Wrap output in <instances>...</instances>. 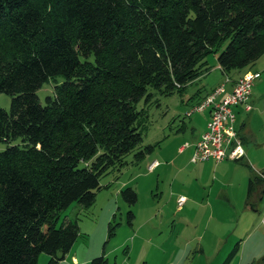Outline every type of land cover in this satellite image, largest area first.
I'll use <instances>...</instances> for the list:
<instances>
[{
	"label": "trees",
	"instance_id": "obj_1",
	"mask_svg": "<svg viewBox=\"0 0 264 264\" xmlns=\"http://www.w3.org/2000/svg\"><path fill=\"white\" fill-rule=\"evenodd\" d=\"M214 52L226 76L251 70L264 54V0H0V93L10 96L0 106V264H37L42 252L61 264L79 226L58 224L60 213L91 205L101 178L139 148L137 103L150 90L183 92ZM263 193L264 172L248 182L252 210ZM120 195L137 201L132 187Z\"/></svg>",
	"mask_w": 264,
	"mask_h": 264
},
{
	"label": "rangeland",
	"instance_id": "obj_2",
	"mask_svg": "<svg viewBox=\"0 0 264 264\" xmlns=\"http://www.w3.org/2000/svg\"><path fill=\"white\" fill-rule=\"evenodd\" d=\"M206 61L207 66L211 67L210 71L189 83L183 92L164 95L150 90L149 99L143 97L137 103V110L143 108L145 112L139 148L125 157L127 164L119 171L113 169L101 178V183L105 186L97 193L91 205L82 206L74 202L60 213L58 224L63 220L72 219L77 220L79 226V235L70 248L77 260L68 256L61 264H88L90 260L87 263L82 262L89 254L92 258L104 254L108 264H221L226 254L240 239V249L233 259L230 258L229 264H238L241 258L244 262L249 260L250 264H257L259 257L264 256V228L259 226L257 212L242 210L238 206L241 199L237 197L243 191L240 189L239 171L231 170L226 177L228 184L234 173L235 187H230V193L236 203L234 210L223 211L222 219L226 228L221 234L231 231L232 235L230 241L222 247L221 254H217L219 257L212 258L213 261H208V258L197 251L196 243L199 234L204 230V224L199 220L205 211L197 210L195 218H192L185 212L180 214L176 209L175 196L188 183L182 181L183 174L175 175V166H172L169 160L176 154L179 146L185 145L184 142H193L192 138L205 125V112L187 115L196 100L195 94L209 90L222 78L216 68V53L209 54ZM60 80L58 77L57 81ZM256 83L258 81L255 80L250 87L251 97H261V93H264V83ZM54 84L53 80H49L37 90L41 103L52 93ZM262 101L264 102V99ZM0 106L9 110V95L0 93ZM262 108L264 111V106ZM254 126L259 132L260 140H264V115L258 120L257 117L254 119ZM150 144L154 145L151 152L141 160L135 161L134 152ZM6 146L7 143L0 142V151ZM190 151L191 147H186L183 156L189 155ZM251 155L263 160L264 146L262 145L259 151H253ZM153 159L160 161L161 166L151 172L147 165ZM234 162L237 161L233 160L232 163ZM197 163L201 162L193 163L192 166ZM260 166L263 170L264 161H261ZM241 170L245 173L244 167H241ZM184 172L189 173V168ZM125 187H132L136 192L137 201L134 205H128L121 198L120 190ZM242 187L244 188V181ZM245 194L242 193L243 196ZM129 210L134 215L131 224H128L126 218ZM181 217L190 220L194 225H185ZM109 226L114 227L110 236ZM207 250L213 252L215 246L210 245ZM48 259L49 255L42 252L38 256L37 264H46Z\"/></svg>",
	"mask_w": 264,
	"mask_h": 264
},
{
	"label": "crops",
	"instance_id": "obj_3",
	"mask_svg": "<svg viewBox=\"0 0 264 264\" xmlns=\"http://www.w3.org/2000/svg\"><path fill=\"white\" fill-rule=\"evenodd\" d=\"M254 68H251V70L247 71H258L260 72L259 78L256 80L258 83L256 84H263L264 83V54L253 64ZM216 68L220 71L222 74V78L217 82V84L213 87H211L209 90H203L200 93H196L195 97L196 100L194 101V105L201 102L207 95H209L218 85H220L225 78V73L221 71V69L218 66L217 60H216ZM232 72V71H231ZM229 72L228 77L230 78V82L225 84V91L224 93H220L216 96L217 100H221L223 95L225 93L230 92L232 88V85L234 81L241 76L244 72L243 71H236L234 70L233 74ZM259 86V85H258ZM261 98V99H260ZM264 99V93H261V97H249V102L247 104L249 105V109L246 108V104H239L233 107V112L235 115V122L234 127L238 133V137L240 138L239 141H241L242 148L244 150L243 157L234 161L237 162H230L228 159L215 162L214 160H206L201 161V163H197L194 166L193 163L190 161L191 155L193 153L194 144L196 141L200 138L201 134L206 129V124L208 121V118L210 115V108H205L202 111H196V112H205V125L200 129L197 135H195L192 139L193 142L188 143L187 141L184 143H187L185 147L184 145H181L178 147V150L176 154L171 157L169 161H171V165L175 166V175L179 176L183 174L182 181L188 183V185H185L177 195H184L186 196L185 203L182 205L181 208H176L180 211V214L182 212L187 213L189 216H192V218H195V213L197 210L201 209L204 210L205 213L203 214V217L200 221V223L203 222L204 224V230L202 233H200L199 240L197 241V251L201 255L205 256L209 259H212L215 257H219L221 252L223 250L222 247L227 244L228 241H230L231 238V231L226 232L225 234H221L224 232L226 226L225 221L222 219L223 211L226 209L234 210L235 209V203L236 200L234 196L230 193V187H235V184H233V177L229 178L228 184L227 176L229 174V171L237 170L239 171V177H241L240 180V189L243 191L240 192L241 194L237 197L238 199H241L239 206V209L242 210H248L250 212L254 211L252 208L249 207V199L247 197V188H248V182L250 178L254 176L261 175L264 172V169L262 170L260 163L263 160H259L257 158H254L251 153L253 151H259V149L264 146V140H260L259 132L256 130V126L253 127L254 119L257 120L260 116L264 115V111L262 106H264L262 103H264L262 100ZM192 106V107H193ZM191 107V108H192ZM192 114V113H191ZM190 114V115H191ZM189 116V115H188ZM191 147V151L189 155L183 156V152L185 151L186 147ZM152 161H157L158 164L152 169L149 170L153 172L158 167L161 166V162L153 159ZM149 162L148 165L151 163ZM147 165V167H148ZM165 166V165H162ZM244 167L245 173L241 170V167ZM189 168V173H185L184 170H187ZM242 181H244V188L242 187ZM185 184V183H184ZM233 190H236V188H233ZM235 193V192H234ZM242 193H246L245 196L242 195ZM177 195L175 196L177 198ZM255 204H256V211L257 212V220L260 225V217L261 214L264 211V193L261 198H255ZM218 212V214L216 213ZM218 215V216H217ZM181 221L187 226L188 225H194L193 222L190 220L181 217ZM232 222V219H230ZM239 224V223H237ZM183 225V224H182ZM184 225V226H185ZM262 227V226H261ZM213 229V230H212ZM241 242V239L240 241ZM236 242L235 245L238 243V250L240 249V243ZM210 245L215 246V252H210L207 250V247ZM233 245V248L234 246ZM232 248V249H233ZM232 249L226 254L224 260L221 264H229L231 259L235 257V253L233 257L230 259L228 258V255L232 251ZM221 251V252H220ZM216 253V254H215ZM220 253V254H219ZM217 254H219L217 256ZM90 255V254H89ZM87 255L85 260H83L82 263H87L92 257ZM263 255V253L261 254ZM70 256L72 259L77 260L76 255L69 251V253L66 254L63 260L61 262L63 263L67 257ZM243 261V258H241ZM238 264H250L249 260H246L245 262L241 261ZM213 261V259L211 260ZM210 261V262H211ZM209 262V263H210ZM257 264H264V256L259 257L257 260Z\"/></svg>",
	"mask_w": 264,
	"mask_h": 264
},
{
	"label": "built area",
	"instance_id": "obj_4",
	"mask_svg": "<svg viewBox=\"0 0 264 264\" xmlns=\"http://www.w3.org/2000/svg\"><path fill=\"white\" fill-rule=\"evenodd\" d=\"M224 76V81L220 85L187 112V115H190L193 112L210 108L206 129L194 144L190 158L192 163L210 159L215 162L225 159L237 160L243 157L244 150L234 127L235 115L233 107L239 104H246V108H250L247 104L251 94L250 87L259 78L260 72L248 71L242 74L234 81L233 89L225 93L221 100H217L216 96L224 93L225 84L230 82V78L226 75ZM186 145L187 143L183 147ZM157 164V161H152L148 165V169L152 170ZM185 200L186 196L177 195V208H181ZM260 225L264 228V211L260 217Z\"/></svg>",
	"mask_w": 264,
	"mask_h": 264
}]
</instances>
